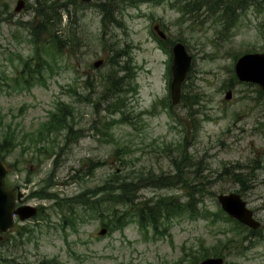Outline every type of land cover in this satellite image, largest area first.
<instances>
[{
	"label": "rangeland",
	"instance_id": "rangeland-1",
	"mask_svg": "<svg viewBox=\"0 0 264 264\" xmlns=\"http://www.w3.org/2000/svg\"><path fill=\"white\" fill-rule=\"evenodd\" d=\"M24 1L16 13L18 0H0V128L10 124L20 133V146L5 159L7 182L25 193L22 205L41 207V214L18 220L0 241V264H195L223 250L225 264H264V94L235 73L242 55L264 52V2L242 1L228 14L227 4L213 0L214 8L195 0L201 9L184 14L178 8L185 4L176 0H116L118 24L106 26L101 0ZM51 8L57 20L62 16L64 34L85 42L71 44L62 58L52 46L38 49L31 34L33 22ZM65 9L75 16L68 27ZM154 25L193 57L182 86L185 104L171 103V46L154 36ZM114 55L130 67L122 75L134 77L115 106L103 98L107 60ZM99 59L105 63L96 69ZM25 60L40 73L22 85ZM59 103L69 107L70 129L50 136L52 146L42 154L29 135ZM180 161L183 180L198 178L205 210H198V200L191 215L159 221L158 231L142 229L129 213L144 202L175 198L182 204L196 190L175 180ZM124 182L130 185L127 204L118 200ZM231 192L246 201L259 229L218 215L216 196ZM102 197L109 205L91 210ZM120 217L128 222L124 227L113 224L99 236L104 224Z\"/></svg>",
	"mask_w": 264,
	"mask_h": 264
},
{
	"label": "trees",
	"instance_id": "trees-1",
	"mask_svg": "<svg viewBox=\"0 0 264 264\" xmlns=\"http://www.w3.org/2000/svg\"><path fill=\"white\" fill-rule=\"evenodd\" d=\"M102 3H100L99 7L101 8V12L103 14V22L107 26H115L118 23V20L116 18L117 15V8H118V3L116 0H101ZM145 1H153V0H143ZM187 1V2H186ZM207 3L211 2L213 0H204ZM218 6H222V4H227L225 7V11L234 13L235 12V6L236 5H242L243 2H247L248 0H215ZM264 2V0H262ZM185 5L181 7V10L183 13H188L189 7H192L190 10L193 11H199L201 6L203 4H200L199 2L193 0H183ZM67 16L69 18L68 26H71V21H73L72 15L70 11L67 9L66 10ZM57 11L56 8H51L49 11H42V20L36 24H33V31L32 34L35 35L36 37V44L38 46V49H44L45 47H50L52 46L53 49H55V52L59 54L58 57L62 58L64 55V52L67 51L70 48V45L72 44L75 48H80L85 42L81 40V37H77V34H72L70 31L63 32L62 29V16L59 15V20H57L56 17ZM57 22V23H56ZM44 35L47 36L46 38V46L44 44L45 38ZM74 36V37H73ZM43 37V38H42ZM37 57H40V54H37ZM125 58V57H123ZM118 59V60H117ZM108 65H110V70L107 71V73L104 75L103 78V98L106 99H112L114 101V106L117 105L118 103L122 102L123 95L126 92L125 82L126 80H133L134 77L133 75H122L123 72H129L130 67L126 66L127 60H122L121 57L119 58L118 55H114L111 58H108ZM40 64V62L35 63ZM24 65V70H23V78L18 77V79L21 80L22 85L24 84H29V79H33L35 74L40 73V68H34L32 69L31 67V62L30 60H25L23 62ZM130 74H133L130 72ZM36 79V78H34ZM20 83H17L16 86H18ZM85 85V90L90 91L91 85L89 82V79L84 81ZM260 94H264L260 89L258 90ZM260 96V95H259ZM110 97V98H109ZM114 97V98H113ZM261 97V96H260ZM184 96L182 102L184 103ZM185 104V103H184ZM55 111H51L49 113L50 119L43 123L41 125L42 128L41 130L38 131V133L32 132L29 137H31V142L34 145H40L38 147V151L41 152L42 154H45L48 152V148H51L52 144L50 141V136H53L54 134H60L66 128L70 129V126L68 125V114L71 115V112L69 110V107L64 106L62 103H59L58 107L55 108ZM47 128L45 131L44 129ZM20 133L17 132L10 124L7 125V127H1L0 128V161L4 160L7 158L8 155L12 153L14 149H16L20 143L19 139ZM24 140V139H23ZM38 140V141H37ZM46 140L48 142L46 143ZM28 139L24 141L26 143ZM41 142L44 143L41 145ZM22 144V143H21ZM25 150V149H24ZM117 152H119L117 150ZM51 154V152L49 153ZM185 160V159H184ZM189 159H186V161ZM183 161H180L179 163H175V169L177 172L174 175L175 180H177L179 183L182 185H195L196 184V190L193 193H188V201L186 203H178L175 198H161L158 199L154 205H150L148 201L144 202L142 206L140 207V210L138 211L139 214L141 215V220L143 219V222H148L149 225L153 226L156 230L158 229L157 225L159 221H164L168 220L169 218L175 217L177 215H181L183 212L186 210H190L192 208L193 202L195 206L197 207V201L199 200V205L198 208L204 207V202H203V193L204 190L200 189L199 183H196L198 178L192 182V179H189V176L187 174L186 179L183 180L182 176L183 175V169L181 168ZM179 171V173H178ZM123 188V193H121V196H119L118 200L121 201L122 203L127 204L126 202V193L125 191L130 188V185H128L127 182H124L120 189L122 190ZM110 194H112V190L110 187L106 190ZM97 192H92L91 194H96ZM88 194V193H87ZM202 195L200 198L197 197V195ZM111 199H107V197H102L97 201H94V206L96 208H92V210H97L99 207L103 205V203L109 204ZM69 203L64 204V206H68ZM62 207V206H60ZM123 218H119L116 220V225H122L124 224V221H122ZM146 220V221H145ZM227 252L224 250L221 252H214L212 253L214 256H227ZM207 255H205L203 258H206ZM198 262H195V264Z\"/></svg>",
	"mask_w": 264,
	"mask_h": 264
},
{
	"label": "water",
	"instance_id": "water-1",
	"mask_svg": "<svg viewBox=\"0 0 264 264\" xmlns=\"http://www.w3.org/2000/svg\"><path fill=\"white\" fill-rule=\"evenodd\" d=\"M90 2L92 0H82ZM25 7L24 0H19L16 12H20ZM156 29H158L156 27ZM160 35H162L160 33ZM173 81L171 84L173 103L178 104L181 99V86L186 79L187 73L191 67L192 57L188 54L186 47L178 43L173 48ZM104 63L103 60L94 62V67L99 68ZM236 74L240 81L258 84L264 92V53L246 54L238 59L236 64ZM231 92L227 93L226 99H231ZM7 167L0 162V233H7L14 226V214H18L21 220L34 217L37 214V208L32 206L20 207L15 211L16 194L15 190L7 188L4 184V178L7 174ZM22 194H19L20 198ZM225 211L237 218L240 222L252 227L258 228L259 223L253 219V213L246 207V203L239 194L220 195L218 197ZM101 231L100 234H104ZM223 259L211 258L201 264H222Z\"/></svg>",
	"mask_w": 264,
	"mask_h": 264
},
{
	"label": "flooded vegetation",
	"instance_id": "flooded-vegetation-1",
	"mask_svg": "<svg viewBox=\"0 0 264 264\" xmlns=\"http://www.w3.org/2000/svg\"><path fill=\"white\" fill-rule=\"evenodd\" d=\"M16 188H19V186H17ZM22 201H23V200H20V201L18 202V206H20V205L22 204Z\"/></svg>",
	"mask_w": 264,
	"mask_h": 264
}]
</instances>
